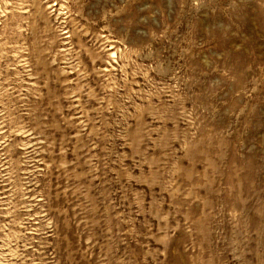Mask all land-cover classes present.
<instances>
[{
	"label": "rangeland",
	"instance_id": "obj_1",
	"mask_svg": "<svg viewBox=\"0 0 264 264\" xmlns=\"http://www.w3.org/2000/svg\"><path fill=\"white\" fill-rule=\"evenodd\" d=\"M0 264H264V0H0Z\"/></svg>",
	"mask_w": 264,
	"mask_h": 264
}]
</instances>
